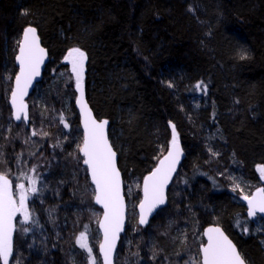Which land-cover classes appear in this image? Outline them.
<instances>
[{"label":"trees","instance_id":"1","mask_svg":"<svg viewBox=\"0 0 264 264\" xmlns=\"http://www.w3.org/2000/svg\"><path fill=\"white\" fill-rule=\"evenodd\" d=\"M27 26L37 29L50 60L26 100V126L13 120L8 100L16 42ZM74 47L88 56L86 98L98 119L109 120L124 188L132 192L126 202H134L114 263L196 260L203 229L215 224L247 264H264V233L254 224L258 219L264 231V219L248 217L241 201L264 188V0H0V173L35 165L41 189L28 203L38 226L14 233L10 264L15 257L21 264H86L76 238L85 225L89 237L96 231L100 212L91 218L85 209L98 210L76 146L82 133L64 61ZM200 81L206 92L193 90ZM169 122L184 157L166 205L141 227L133 219L140 184L169 146ZM232 178L240 189L232 190Z\"/></svg>","mask_w":264,"mask_h":264},{"label":"snow or ice","instance_id":"2","mask_svg":"<svg viewBox=\"0 0 264 264\" xmlns=\"http://www.w3.org/2000/svg\"><path fill=\"white\" fill-rule=\"evenodd\" d=\"M22 14L27 15V11L25 10ZM16 43L18 52L15 61L19 66V71L14 76L15 86L11 89L12 116L16 121L27 124L30 116L24 97L28 95V89L32 86L34 79L40 75L41 65L44 63L47 52L40 45L37 29L32 26H27L23 30L22 38ZM241 58H245L243 53H241ZM87 59L86 52L79 47L71 48L64 56V61L71 65V74L75 78V86L79 92L76 103L80 107L83 118V143L82 146L77 145V148L83 154V164L87 166L86 170L90 172L92 183L95 185V203L103 207V219L98 221L100 229L103 230L99 252L102 256V264H113L117 241L120 239V233L125 230V196L122 194L117 153L113 150L106 133L108 121L95 119L84 99V71ZM5 79H11V77ZM167 86L172 88L175 85L169 81ZM193 90L206 92L207 85L200 81ZM59 120L64 128L69 127L63 114L60 115ZM169 123L171 140L167 155L159 160L158 166L143 180V198L138 204L140 225L147 224L148 217L165 203V188L172 179L183 154L176 126ZM8 131H11V126ZM39 134L48 135L47 132ZM36 135L38 132L33 130L31 136ZM31 136L25 139V144L30 142ZM20 155L22 154L17 156V164L20 163ZM30 155H35V153ZM29 171L35 172L36 166L33 165ZM258 171L261 179H264V166H259ZM21 178L28 182L27 186L23 182L17 183L14 191L13 183L8 175L0 173V264H10V260L14 259V233L19 230L26 235L32 230V226H38V220L33 218L28 201L41 191L37 187L39 177L21 172L17 179ZM232 182L233 191L240 189V183L236 178H232ZM129 194H131V189H129ZM242 199L247 202L248 217L255 218L258 214H264V188H258L255 194L243 195ZM17 216L22 219L17 221ZM84 229L76 238V244L87 253L88 264H98V259L93 255V248L88 242V226L85 225ZM243 231L247 233L249 229L245 227ZM204 235L207 237V242L199 246L200 258L196 260L189 258L184 264H246L236 246L219 226L205 229ZM184 239L186 240V237ZM133 255H138V253H133ZM15 264H21L19 257H15Z\"/></svg>","mask_w":264,"mask_h":264},{"label":"water","instance_id":"3","mask_svg":"<svg viewBox=\"0 0 264 264\" xmlns=\"http://www.w3.org/2000/svg\"><path fill=\"white\" fill-rule=\"evenodd\" d=\"M32 27H33V26H32ZM25 28H26V27H25ZM25 28H24V29H25ZM24 29H23V30H24ZM22 33H23V31H22ZM22 33H21V37H20V39L22 38ZM37 35H38V37H39L38 32H37ZM39 40H40V45H41V47H43V48L46 50L47 55H46V57H45V59H44V63L41 65L40 75L34 79L32 86L28 89V95L24 97V100H25V103H26V104H27V102H26L27 98L31 95V93L33 92V90H34V88L36 87V85L42 80V78H43V74H44V70H45V67H46L47 63L49 62V60H50L49 53H48L47 49L42 45L40 37H39ZM17 52H18V49H17ZM16 54H17V53H16ZM15 65H16V67H17V72H18V71H19V66H18V64H17L16 61H15ZM14 86H15V84H14V78H13L12 88H13ZM74 89H75V93H76V97H75V99H74V107H75V109H76V111H77L78 118H79V126H80L81 133H82V142H81V146H82V143H83V135H84L83 118H82V115H81V112H80V107H79V105L76 103V100H77V98L79 97V92L77 91L75 85H74ZM84 99L86 100L88 107L91 109V107H90V105H89V103H88V101H87V98H86L85 86H84ZM8 104H9V107H10V110H11V115H12L11 93H10V96H9ZM91 111H92V115H93V117H94L95 119H97L98 121H99V120H107V121H108V125L106 126V133H107V136H108V140H109V142L111 143V141H110V139H109V135H108V132H109V125H110L109 120L106 119V118L98 119V118L95 116V114H94V112H93L92 109H91ZM12 118H13V120H14L15 122H20V121H16V120L14 119L13 116H12ZM25 125L27 126L28 123L25 124ZM179 142H180V141H179ZM111 145H112V144H111ZM112 147H113V146H112ZM180 147H181V149L183 150V148H182V146H181V143H180ZM113 150L115 151L114 147H113ZM116 153H117V152H116ZM79 155L82 157V165L87 169V166L83 164V159H84L83 154H82L81 152H79ZM164 155H167V150H166V152L164 153ZM164 155H163V156H164ZM163 156L160 157V159H163ZM183 157H184V151H183V154H182L181 157H180V161H179V163H178L177 166H176V171H175V172L173 173V175H172V179L169 181L167 187L165 188V197H166V201H165V203H164L163 205H160V206H159V207H158V208H157V209H156V210H155V211H154V212L148 217V223H149L150 219H151V218H152V217H153V216L159 211V209H161L162 207H164V206L166 205V203H167V191H168V188H169L170 185H171V182H172V180H173V178H174V176H175V174H176V172H177V170H178V168H179V166H180V164H181V162H182V160H183ZM160 159H159V160H160ZM159 160L157 161L155 167H153V168L151 169V171H150L146 176H148V175H149V174H150V173H151V172H152V171L158 166V164H159ZM117 167H118V169H119V166H118V154H117ZM119 170H120V169H119ZM86 171H87V170H86ZM120 174H121V181H122V194L125 196L124 180H123V176H122V172H121V170H120ZM87 176H88V179H89L90 184L93 186V189H94V188H95V185L92 183V180H91V174H90L89 171H87ZM146 176H145V177H146ZM143 180H144V178L142 179V181H141V186H140V200L143 198V190H142V189H143ZM259 188H263V187H259ZM257 189H258V188H257ZM257 189H256V190H257ZM256 190H254V191H253L251 194H249V195L255 194ZM140 200H139V202H140ZM241 201H242V203L246 206V209H247V211H248L247 202H246L245 200H243L242 198H241ZM139 202H138V204H139ZM93 204H94L97 208H99V209L101 210V216H100L99 220H102V219H103V207H102V205H99V204H96V203H95L94 195H93ZM138 204H137V207H136L137 223H138V220H139V207H138ZM125 205H126V208H125V224H124V229H125L126 226H127V202H126V197H125ZM257 216H259V217H261L262 219H264V214H258ZM99 220H98V221H99ZM148 223H147V224H148ZM147 224H145V225H140V224L138 223V225L141 226V227H144V226H146ZM214 226H219V225L211 224V225L206 226V227L203 229L204 243L207 242V237L204 235V231H205V229H207V228H209V227H214ZM219 227H220V226H219ZM220 228H221L222 231L225 233V235L228 236L227 233L224 231V229H223L222 227H220ZM97 229H98L99 234H100V241H99V244H100V243L102 242V240H103V230L100 229V227H99V223L97 224ZM124 231H125V230H124ZM124 231L120 233V238H121V236L124 234ZM13 238H14V237H13ZM228 238L233 242V240H232L229 236H228ZM119 241H120V239L117 241L116 249H115V252H114V254H113V264H115V263H114V259H115V254H116V251H117V248H118ZM204 243H203V244H204ZM99 244H98V247H97V253H98V255H99V258H100V261H101V264H102V256L100 255V252H99ZM233 244L235 245L234 242H233ZM235 246H236V245H235ZM236 248H237V246H236ZM237 250H238V248H237ZM238 252H239V250H238ZM239 253H240V252H239ZM246 264H247V263H246Z\"/></svg>","mask_w":264,"mask_h":264},{"label":"rangeland","instance_id":"4","mask_svg":"<svg viewBox=\"0 0 264 264\" xmlns=\"http://www.w3.org/2000/svg\"><path fill=\"white\" fill-rule=\"evenodd\" d=\"M57 75H59V74H57ZM70 75H71V81H72V83H73V85H75V78H74V76H72V74H71V70H70ZM82 141V140H81ZM77 146V145H76ZM79 151V150H78ZM81 157V156H80ZM82 158V157H81ZM33 165H31L29 168H28V171H26L25 173L27 174V175H29V176H38L39 177V179H40V172H39V169H37V166H36V171L35 172H31V171H29V169L32 167ZM7 175V174H6ZM20 176V174H16L15 176L14 175H12V176H8L9 177V179L12 181V183H13V189H14V191H15V185L17 184V183H21V182H23V183H25V185L27 186V181L26 180H23L22 178L21 179H17V177H19ZM39 179H38V183H39ZM38 185V184H37ZM126 185V189H125V194H127V196L129 195V185L128 184H125ZM140 186H141V184H140ZM89 189V191H91L92 189H93V186L91 185V187H89L88 188ZM132 193V192H131ZM93 195H94V189H93ZM244 195H248L247 193H244ZM33 197V196H32ZM32 197L30 198V199H32ZM29 199V200H30ZM140 200V199H139ZM28 203H29V201H28ZM138 203V202H137ZM92 204H93V197H92ZM132 204H134V202H130L129 200H127V222H128V215L130 214V212H129V208H130V205H132ZM137 205V204H136ZM136 205H135V207L134 208H136ZM93 207H96L94 204H93ZM97 208V207H96ZM85 209H86V213L87 214H89V217H93L94 216V214H97V213H99L100 212V216H101V210L98 208V210L97 209H95V208H88L87 206L85 207ZM82 210H84V208H82ZM100 210V211H99ZM135 215H133V216H135L133 219L134 220H137V214H136V211H135V213H134ZM20 219H22V217H20V216H17V221H19ZM99 220V219H98ZM98 220L95 222V223H93V226L95 225V233H94V235H93V237H89V240H88V242H89V245L92 247V244H94V246H96V248L98 247V244H99V241H100V234H99V231H98V229H97V224H98ZM130 220V219H129ZM257 220V221H256ZM132 222H133V220H131ZM254 224L256 225V230H259V231H261L262 233H264V231L261 229V228H263V226H262V222H259L258 221V219H255V221H254ZM19 224H18V229H19ZM82 252H83V260H85V263L86 264H88V260H87V253L83 250V249H81L80 247H79V245H76ZM199 249V248H198ZM99 256V255H98ZM200 257H199V254H198V259H199ZM193 260L195 259V258H192ZM73 263L74 264H79V260L78 259H75V258H73Z\"/></svg>","mask_w":264,"mask_h":264},{"label":"bare ground","instance_id":"5","mask_svg":"<svg viewBox=\"0 0 264 264\" xmlns=\"http://www.w3.org/2000/svg\"><path fill=\"white\" fill-rule=\"evenodd\" d=\"M32 94V93H31ZM76 97V96H75ZM137 207V206H136ZM211 225V224H210ZM215 225V224H214Z\"/></svg>","mask_w":264,"mask_h":264}]
</instances>
